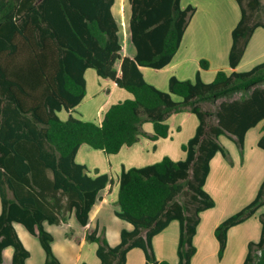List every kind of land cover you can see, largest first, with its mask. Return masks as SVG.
I'll return each mask as SVG.
<instances>
[{
    "label": "trees",
    "instance_id": "1",
    "mask_svg": "<svg viewBox=\"0 0 264 264\" xmlns=\"http://www.w3.org/2000/svg\"><path fill=\"white\" fill-rule=\"evenodd\" d=\"M234 1L240 20L231 33L232 72H217L209 84L199 73L194 81L171 77L163 92L144 80L140 68L164 69L177 53L194 12L182 9L180 0H128L127 37L122 40L129 35L132 59L122 56L112 13L115 0H0V264L7 247L13 249L11 264H25L30 257L14 224L38 240L44 264H60L52 250L54 238L43 224H65L73 216L87 226L100 192L113 184L114 214L132 230L123 229L115 247L104 231L86 235V242L96 245L99 264H126L133 249L143 252L144 264H169L156 259L152 242L172 221L179 223L178 264H191L200 214L215 207L204 189L210 161L220 153L230 162L220 138L233 142L242 155L245 134L263 123L257 146L264 152V62L249 72L235 71L254 31L264 28L259 19L264 0ZM199 65L208 67L203 60ZM89 69L132 97L111 105L99 124L71 115L85 97ZM220 99L227 100L214 112L202 110V104ZM62 111L69 113L66 121L57 115ZM184 111L195 116L198 126L181 146L183 160L163 158L122 169L114 180L105 174L91 177L75 162L83 145L113 156L140 137L166 139L167 119ZM146 122L152 124L150 136L142 131ZM262 207L264 180L251 203L216 227L219 260L228 231ZM258 219L260 239L248 244L243 264H264V213Z\"/></svg>",
    "mask_w": 264,
    "mask_h": 264
},
{
    "label": "crops",
    "instance_id": "2",
    "mask_svg": "<svg viewBox=\"0 0 264 264\" xmlns=\"http://www.w3.org/2000/svg\"><path fill=\"white\" fill-rule=\"evenodd\" d=\"M117 1L119 4L118 8L121 7L119 11L121 13L120 16H123L124 19L126 18L128 23L130 8L128 6L127 9L125 5L128 3V0H125L123 6L124 0H115V4ZM180 6L182 9L191 7L194 12L186 26L180 47L172 61L161 70L152 71L149 68H140L144 80L163 92L168 90V81L171 77H175L181 81H194L196 75L199 73L202 82L209 84L214 80L217 72L223 71L226 74L232 72L228 57L232 46L231 33L240 20V10L237 3L234 0H180ZM114 16L116 17V15ZM257 30L254 31L242 59L235 68L236 72H247L243 68H246L248 65L251 66L249 68V71H251L255 66L264 62L263 52L262 58L259 55H255L254 62L252 60L246 66L243 65L246 54L249 53L255 35L258 32ZM260 34V36H264V31L262 30ZM124 43L127 46H131L128 45L130 43L129 35L128 40ZM123 49L122 46V56L131 59L135 56L133 46L131 48L127 47V51L124 53ZM201 60L208 63V67L204 71L200 70L199 63ZM87 71L84 74L86 94L83 101L75 108V112L81 110L79 113H81L84 121L92 122L94 119H97L98 122L96 124H99L104 112L111 105L131 99L132 97L125 90L118 88L114 82L102 79L97 75V77H94L92 73ZM150 71L158 72L162 75H159L160 77L150 76L148 78L144 73L149 74ZM175 100L179 101L178 98H175ZM191 116L194 115L189 112L171 115L166 121L169 126V135L166 139L150 141L147 138L140 137L137 143L131 147H124L117 155L107 156L101 151L92 150L83 145L75 156V162L85 166L88 175L91 177L105 174L114 180L122 169L141 168L158 163L163 158H169L172 161L183 160L185 155L181 150V146L193 137L198 126V122ZM260 125L258 124L256 127L251 128L245 134L242 155H240L238 148L233 142L228 139L229 144L221 140L219 141L228 152L230 162L224 159L220 153H217L210 161V172L204 189L214 200L215 207L200 214V222L193 239L196 253L192 261L198 255L206 257L207 255H213L214 252L218 253V242L214 237L216 227L225 219L246 207L256 197L258 189L264 180V152L257 146L261 136ZM142 131L148 136L152 135V124L151 126L148 124L144 125ZM137 165L142 166L136 167ZM116 192V184L100 192L98 200L89 213V222L85 227H81L73 216L65 224L57 226L47 223L43 224L44 229L53 234L55 239L54 227L59 228L60 234L61 232L65 233V236H67L66 231L68 229L73 230V237L78 236L79 241L77 242L76 249H73V246L68 241L65 247L69 246L70 252L64 249V253V250H62L64 255L71 259L69 264H82L83 261L87 264H99L95 254L96 245L86 242L87 234L93 231H97L98 234L101 231H106L105 236L108 244L111 247H115L120 243L121 231L123 229L127 231L132 230V226L122 220L113 221L115 229L111 232L107 228L111 218L109 215L110 209L114 211L118 210V207L114 208L111 206L116 201ZM262 209L264 207L260 208L254 216L242 224L228 231L226 248L221 261L224 257L227 255L231 256L234 252L237 260L233 264H243L248 244L251 242L257 243L260 239L261 224L257 217L264 213V211H261ZM114 211L113 216H115ZM14 228L20 241L28 251L30 250V246L35 247L37 245L35 242L37 239L31 236L22 225L14 224ZM178 238V221L170 222L160 234L154 237L152 244L158 261H165L163 258H159V255L163 257L165 252H169L171 255L175 253V259L170 264H178L176 254ZM34 250L36 257L32 255V251L30 250V257L26 260L25 264H44L45 255L42 248L43 255L38 247H35ZM52 250L57 256V248L54 247L53 243ZM83 251H88V255L84 254ZM157 251L160 253L158 254ZM12 255L13 249L11 247L5 248L2 252L3 260L1 264H11ZM144 263V254L141 250L133 249L128 252L126 264ZM202 264L205 263L203 262Z\"/></svg>",
    "mask_w": 264,
    "mask_h": 264
},
{
    "label": "rangeland",
    "instance_id": "3",
    "mask_svg": "<svg viewBox=\"0 0 264 264\" xmlns=\"http://www.w3.org/2000/svg\"><path fill=\"white\" fill-rule=\"evenodd\" d=\"M124 3H125V0H124V2L122 3V6L124 5ZM126 5V8L128 9V3L127 4H125ZM118 6H119V4H118V1L116 2V4H115V6L113 7V15H116V17H115V19H116V21H117V24H118V26H119V37H120V41H121V45L123 46V53L124 52H126L127 51V47H129V48H131L132 47V44L131 43H129L128 45H131V46H127L124 42L126 41V39H124V42H123V37L124 38H126L127 37V34H126V18L124 19L123 18V16L121 17L120 15H121V13L119 12L120 11V9H121V7H119L118 8ZM259 19L261 20V22H263L264 23V16H262L261 14H260V17H259ZM258 30V32L256 33V35H255V38H254V40H253V43H252V46H251V49H250V51H249V53L248 54H246V57H245V59H244V62H243V65H245L246 66V64H248V63H250L252 60H253V62H254V59H255V55H259V56H261L262 54H263V52H264V36H260L261 34V32H262V30L264 31V28H257ZM121 32H122V34H121ZM255 52V53H254ZM263 56H261L260 58H262ZM258 60V59H257ZM202 61V60H201ZM206 62V61H205ZM251 66L250 65H248L246 68H243V70H246L247 72H249V68H250ZM151 70V69H150ZM200 70H206V69H202V68H200ZM152 71H153V69H152ZM152 71H150L149 72V74H147L146 72L144 73L145 74V76L146 77H150V76H152V77H160L159 75H162V74H159L158 72H152ZM87 72H89V73H92V75H94V77H97L96 76V74H95V72H94V70H92V69H89ZM153 73V74H152ZM263 87H264V85H263ZM161 91V90H160ZM239 97V95H235V96H233V98L234 99H236V98H238ZM227 99H220V100H218L215 104H210V103H204V104H202L201 105V108H202V110H204V111H210V112H214V110H215V108H216V106L221 102V101H226ZM82 109V108H81ZM76 110H74L73 112H72V116H73V118H77V119H80V120H82V121H84V119H83V117H82V115H81V113H79V112H81V110L79 111V112H75ZM185 112H187V111H184V112H182V113H185ZM57 115H58V117L62 120V121H66L67 119H68V117H69V113H67V112H65V111H62V112H59V113H57ZM191 117H193V119L194 120H196V118L194 117V116H191ZM197 121V120H196ZM85 122H87V121H85ZM98 121H97V119H94V121H92V123H97ZM210 123H214V121L212 120V121H210ZM149 125V126H151V124L150 123H148V122H146V123H144L143 125H142V127L144 126V125ZM261 124V125H260ZM259 125L261 126L260 128H262V126H263V123H260ZM143 138H145V137H143ZM249 139H250V136H249ZM220 140L221 141H224V143H226V144H229V141L227 140V138H225V137H223V138H220ZM150 155H151V153H150ZM149 155V156H150ZM139 166H142V165H137L136 167H139ZM111 206H113L114 208L116 207L117 208V205H116V203H113V205L111 204ZM113 209H110V211H109V215L111 216V218H110V221H109V224H108V226H107V228H109V231L111 232L112 230H114L115 229V223L113 222L114 220H116V221H120V220H118L117 218H115L116 216H113ZM261 211H264V209H262ZM115 212V211H114ZM115 215V214H114ZM109 217V216H108ZM258 217H259V215H258ZM257 217V218H258ZM120 223V222H119ZM53 230H54V234H55V237H56V239L54 238V235L53 234H51L52 236H53V238L55 239V241L53 240V245H54V247L55 248H57V256H59V257H57L55 254V257L59 260V262H60V264H69L70 263V258L68 257V256H65L64 255V253H65V250L64 249H66V250H68V252H70L69 251V249L70 248H68V247H65V245L67 244V242L69 241V243H70V245H72L73 246V249H76L77 248V242L79 241V238H78V236L76 235L75 237H73V230H71V229H68L67 231H66V233H67V236H65L64 234L65 233H62L61 232V234H60V229L59 228H57V227H54L53 228ZM104 234L106 235V231H104ZM105 238H106V236H105ZM35 242H36V246L35 247H38L40 250H41V248H40V246H39V244H38V242H37V240H35ZM69 245V244H68ZM35 247H29L30 248V250L32 251V255L34 256V257H36V253H35V250H34V248ZM29 250V251H30ZM62 250H64V253L62 252ZM76 251V250H75ZM41 253H42V255H43V252H42V250L40 251ZM84 252V254H86V255H88V251H83ZM158 252V254L160 253L159 251H157ZM30 253V252H29ZM207 254H209V253H207ZM231 256H234V257H231ZM227 255L226 257H224L223 258V260L221 261V260H219L218 259V257H217V252L215 253H213V255H207L206 257H202V255H198L197 257H194V259H193V261H192V264H202L203 262L205 263V264H233L234 263V261L235 260H237L236 259V256H235V253L233 252L232 253V255ZM231 257V258H230ZM159 258H163L166 262H168L169 264H170V262H173V260L175 259V253L173 254V255H171L169 252H165L164 253V255H163V257L161 256V255H159ZM231 260V262H229ZM83 263H85L84 261H83ZM85 264H87V263H85Z\"/></svg>",
    "mask_w": 264,
    "mask_h": 264
}]
</instances>
